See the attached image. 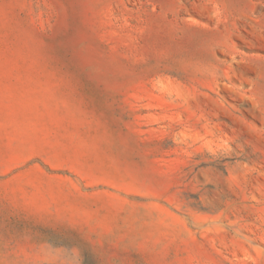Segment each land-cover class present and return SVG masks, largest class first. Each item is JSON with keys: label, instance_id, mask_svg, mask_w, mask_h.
I'll return each instance as SVG.
<instances>
[{"label": "rangeland", "instance_id": "rangeland-1", "mask_svg": "<svg viewBox=\"0 0 264 264\" xmlns=\"http://www.w3.org/2000/svg\"><path fill=\"white\" fill-rule=\"evenodd\" d=\"M0 264H264V0H0Z\"/></svg>", "mask_w": 264, "mask_h": 264}]
</instances>
